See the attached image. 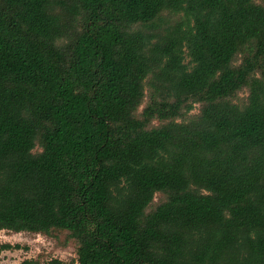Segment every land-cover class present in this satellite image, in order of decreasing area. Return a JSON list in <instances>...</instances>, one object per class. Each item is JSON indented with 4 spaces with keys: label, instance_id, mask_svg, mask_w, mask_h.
Segmentation results:
<instances>
[{
    "label": "trees",
    "instance_id": "1",
    "mask_svg": "<svg viewBox=\"0 0 264 264\" xmlns=\"http://www.w3.org/2000/svg\"><path fill=\"white\" fill-rule=\"evenodd\" d=\"M0 231L264 264V0H0Z\"/></svg>",
    "mask_w": 264,
    "mask_h": 264
},
{
    "label": "rangeland",
    "instance_id": "2",
    "mask_svg": "<svg viewBox=\"0 0 264 264\" xmlns=\"http://www.w3.org/2000/svg\"><path fill=\"white\" fill-rule=\"evenodd\" d=\"M61 241L31 233L0 231V264H18L33 258H38L41 264H78L75 246L70 243L62 247ZM4 245H18L19 249H4Z\"/></svg>",
    "mask_w": 264,
    "mask_h": 264
}]
</instances>
